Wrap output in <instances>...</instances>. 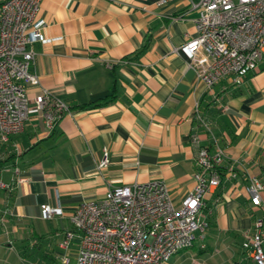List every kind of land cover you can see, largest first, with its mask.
Returning a JSON list of instances; mask_svg holds the SVG:
<instances>
[{
    "label": "crops",
    "instance_id": "crops-1",
    "mask_svg": "<svg viewBox=\"0 0 264 264\" xmlns=\"http://www.w3.org/2000/svg\"><path fill=\"white\" fill-rule=\"evenodd\" d=\"M196 15L190 0H41L43 32L55 39L32 45L31 69L71 113L48 126L31 105L23 130L0 141L9 158L0 182L10 186H0V210H10L0 264H62L63 255L75 264L77 239L63 250L57 232L71 228L80 201L111 185L162 179L179 205L195 185L192 135L223 150L221 183L205 196L206 247L169 263L255 264L241 241L256 219L264 231V189L258 205L246 189L252 177L264 183V53L241 84L207 88L178 49L196 35ZM44 203L63 215L42 219Z\"/></svg>",
    "mask_w": 264,
    "mask_h": 264
},
{
    "label": "built area",
    "instance_id": "built-area-1",
    "mask_svg": "<svg viewBox=\"0 0 264 264\" xmlns=\"http://www.w3.org/2000/svg\"><path fill=\"white\" fill-rule=\"evenodd\" d=\"M40 2L0 0L1 142L23 130L31 105L48 126L71 113L64 102L41 87L31 69L32 45L55 39L43 32ZM190 8L197 11L193 19L196 35L178 47L187 56V66L207 88L224 79L241 84L264 53V0H190ZM31 87L39 90L33 97L28 92ZM191 143L197 166L195 185L179 205L173 203L162 179L111 185L103 196L82 200L74 207L71 228L57 232L58 247L66 250L77 239L75 264H169L173 255L196 240L203 247L211 213L205 196L221 183L219 166L224 152L219 146L210 151L200 145L197 135L191 136ZM106 162L104 157L99 165ZM0 186L10 188L1 182ZM246 189L252 204L258 205L264 183L252 177ZM3 212L10 210L6 207ZM62 215L60 206L40 205L42 219ZM254 225L255 232L243 233L241 247L255 264H264L262 221L256 219ZM61 263L69 264L67 255Z\"/></svg>",
    "mask_w": 264,
    "mask_h": 264
},
{
    "label": "trees",
    "instance_id": "trees-1",
    "mask_svg": "<svg viewBox=\"0 0 264 264\" xmlns=\"http://www.w3.org/2000/svg\"><path fill=\"white\" fill-rule=\"evenodd\" d=\"M101 102H99V101H93V102H91V103H87V104H83V105H81L80 107L81 108H84V107H86V106H96V105H99ZM9 158L8 157H5V158H0V169L3 167V163L5 162V161H7ZM219 170H220V168H219ZM221 172V171H220ZM221 177H222V174H221ZM3 215H4V212H3V210H0V225L2 224V217H3ZM194 245V244H193ZM203 246H205L204 244H203ZM206 247V246H205ZM200 248H203V247H200ZM244 250V249H243Z\"/></svg>",
    "mask_w": 264,
    "mask_h": 264
},
{
    "label": "rangeland",
    "instance_id": "rangeland-1",
    "mask_svg": "<svg viewBox=\"0 0 264 264\" xmlns=\"http://www.w3.org/2000/svg\"><path fill=\"white\" fill-rule=\"evenodd\" d=\"M5 177L2 179L4 181ZM6 180V179H5ZM7 183V180L4 181ZM49 222V221H48ZM205 246H206V238L204 239V242H202ZM205 246H203V248H205ZM200 247V241L196 240L194 242V245L190 247V249H194V248H199ZM174 255L169 259V262H172V260H174ZM170 264V263H169ZM173 264V263H171ZM196 264H201L200 262H197Z\"/></svg>",
    "mask_w": 264,
    "mask_h": 264
}]
</instances>
